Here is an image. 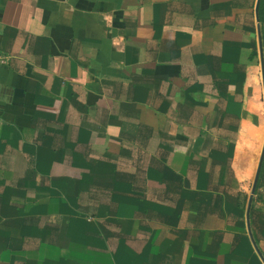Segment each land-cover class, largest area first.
<instances>
[{"label": "crops", "instance_id": "0c3cea01", "mask_svg": "<svg viewBox=\"0 0 264 264\" xmlns=\"http://www.w3.org/2000/svg\"><path fill=\"white\" fill-rule=\"evenodd\" d=\"M260 1L0 0V264H264Z\"/></svg>", "mask_w": 264, "mask_h": 264}, {"label": "rangeland", "instance_id": "374dc122", "mask_svg": "<svg viewBox=\"0 0 264 264\" xmlns=\"http://www.w3.org/2000/svg\"><path fill=\"white\" fill-rule=\"evenodd\" d=\"M259 70H260V79H261V98L263 100V104H264V49H263V45H262V50L260 52L259 55V66H258ZM263 116L261 117L260 120V126H259V134L261 136L260 138V152L254 155L255 158V173L253 176V185L252 188L254 186V194L258 195V200L260 201V203L263 205L264 207V182L260 181V173H261V168L263 167L264 164V107H263V111H262ZM260 182V183H259Z\"/></svg>", "mask_w": 264, "mask_h": 264}, {"label": "trees", "instance_id": "16d2710c", "mask_svg": "<svg viewBox=\"0 0 264 264\" xmlns=\"http://www.w3.org/2000/svg\"><path fill=\"white\" fill-rule=\"evenodd\" d=\"M259 21L261 24V40L264 49V0H261L259 5ZM259 178L261 182H264V164L263 167L261 168V173Z\"/></svg>", "mask_w": 264, "mask_h": 264}, {"label": "water", "instance_id": "95a60500", "mask_svg": "<svg viewBox=\"0 0 264 264\" xmlns=\"http://www.w3.org/2000/svg\"><path fill=\"white\" fill-rule=\"evenodd\" d=\"M260 52H261V51H260ZM252 190L254 191V186H253Z\"/></svg>", "mask_w": 264, "mask_h": 264}]
</instances>
